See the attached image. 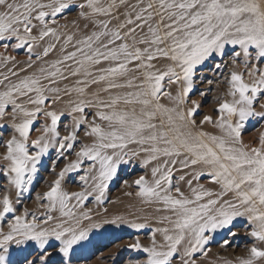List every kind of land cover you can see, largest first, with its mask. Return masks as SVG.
<instances>
[{
  "label": "snow or ice",
  "instance_id": "1",
  "mask_svg": "<svg viewBox=\"0 0 264 264\" xmlns=\"http://www.w3.org/2000/svg\"><path fill=\"white\" fill-rule=\"evenodd\" d=\"M252 122L264 129V0H0V264H79L95 230L146 228L94 221L89 206L107 215L109 184L133 162L144 172L123 183L163 226L147 244L116 237L113 264L125 249L137 255L124 264H264V130L246 142ZM42 170L54 178L21 209ZM239 219L243 253L210 261Z\"/></svg>",
  "mask_w": 264,
  "mask_h": 264
},
{
  "label": "rangeland",
  "instance_id": "2",
  "mask_svg": "<svg viewBox=\"0 0 264 264\" xmlns=\"http://www.w3.org/2000/svg\"><path fill=\"white\" fill-rule=\"evenodd\" d=\"M76 15V10H73L68 14L69 17H74ZM61 20L60 22H62ZM23 52L20 53L18 56V59L23 58ZM204 75H210L209 73L204 72ZM201 75V72H197V76L199 77ZM206 85L200 84L199 81H197L196 85V91L192 93V98H197V93L199 90H202L205 88ZM216 86H213V92L210 93L205 101L203 102L201 108L199 109V114L196 116V119L199 120L201 116L208 112V110L212 107V96L215 94ZM253 123H249L245 132H244V139L246 142H250L254 137L258 135L259 130L264 129H253ZM39 125H37L38 127ZM38 133L33 132V137L37 135ZM52 155L54 156L55 153L53 152ZM49 168L51 166V162L49 160ZM62 166V162L60 164ZM144 169H141L138 166V163L133 162L132 164L128 165H122L120 170L118 171V176L115 178L112 182L109 184V188L106 193V199L115 201V203H105L104 207L108 209V213L115 211L117 207L124 206L133 202H141L139 198L135 196V186L132 188H128L124 185L123 181L128 180L131 182L132 180L136 179L139 175L143 174ZM54 177L50 174L48 170H42L40 173V179L35 185V188L32 192V199L25 198L24 203L20 205V208L27 206L30 209L35 208V202H34V196L37 191H43L45 189V181L51 180ZM208 177H202L199 182L208 181ZM68 187L70 190H78L77 185L75 183H72L71 180L69 181ZM131 191L133 192L132 196H126L124 195L125 192ZM90 207L93 208V220L96 221L98 219L102 220L105 218H109V214L105 215L103 212V209L98 208L94 204H89ZM99 213V216L96 215V213ZM145 223V222H144ZM243 219H239L236 222V228L234 230L239 229L240 234L236 237H227L231 240V246L225 247L224 249L230 250L231 248H234L236 253L241 255L243 253V245L248 243V240L243 235V230L239 228L241 224H243ZM107 226V225H106ZM105 226L104 229L101 230H95L93 233L90 234V242L86 243V250L83 253V259L79 261V264H100V262L97 260V257H104L103 264H113V259L111 258V252L115 251V245L116 243H119V240H116V237L121 238L125 243L129 242L131 239H134L135 237L139 236L143 243H148V237L151 235V229L152 227L149 225L146 228L142 230H135L130 229L126 226H123L119 229H117L115 226L112 227L111 225ZM226 236V230L225 232H222L216 236L215 241L211 245V252L213 249H215V254L218 258H224L223 257V251L224 249H220V244L218 243L222 237ZM239 245V247H237ZM95 253V255H93ZM211 254V253H210ZM137 255L136 253H133L127 249L121 251L119 256L115 258V264H124V261H126L129 257ZM210 261H216L213 258L209 256L208 258Z\"/></svg>",
  "mask_w": 264,
  "mask_h": 264
},
{
  "label": "bare ground",
  "instance_id": "3",
  "mask_svg": "<svg viewBox=\"0 0 264 264\" xmlns=\"http://www.w3.org/2000/svg\"><path fill=\"white\" fill-rule=\"evenodd\" d=\"M76 19V15L74 17H69L68 21H72ZM61 23H64V21H62ZM69 28L71 29V24L69 23ZM24 58V57H23ZM21 58V59H23ZM206 128L208 130H211V126H206ZM137 163V162H136ZM199 183H203L205 184L206 187H210L213 188L214 190H218V186L212 185L209 183L208 181H203V182H199ZM195 185V182H194ZM185 191H187L186 186H184ZM157 205L155 204H147V203H143V202H133L124 206H120L117 207L115 211L109 212L107 213V215L109 216V218H112L115 215H121L123 216L125 219L127 220H133L139 223H147V225L151 226L152 228L154 227H158V226H163V225H158L157 224V220L159 217H161L162 215H164L165 213L163 212H158L156 210ZM108 226V225H107ZM106 226V227H107ZM112 227H114L113 225H111ZM159 239V236H158ZM220 249H224L221 248L219 246ZM215 249H213V251L210 254V257L213 258L214 260L218 259V257L215 254ZM236 250L234 248H231L230 250L224 249L223 251V257L228 259V260H232L234 259L235 256L239 255L238 253L235 252ZM215 262V261H212Z\"/></svg>",
  "mask_w": 264,
  "mask_h": 264
}]
</instances>
